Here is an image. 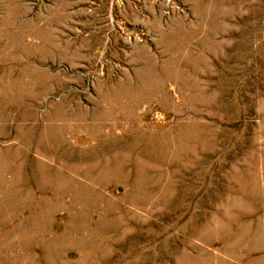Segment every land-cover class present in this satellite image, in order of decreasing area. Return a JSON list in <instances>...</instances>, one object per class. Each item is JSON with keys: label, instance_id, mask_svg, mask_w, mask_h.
I'll list each match as a JSON object with an SVG mask.
<instances>
[{"label": "rangeland", "instance_id": "rangeland-1", "mask_svg": "<svg viewBox=\"0 0 264 264\" xmlns=\"http://www.w3.org/2000/svg\"><path fill=\"white\" fill-rule=\"evenodd\" d=\"M0 264H264V0H0Z\"/></svg>", "mask_w": 264, "mask_h": 264}]
</instances>
